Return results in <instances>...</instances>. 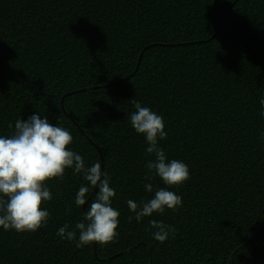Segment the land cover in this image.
<instances>
[{"label":"trees","instance_id":"obj_1","mask_svg":"<svg viewBox=\"0 0 264 264\" xmlns=\"http://www.w3.org/2000/svg\"><path fill=\"white\" fill-rule=\"evenodd\" d=\"M262 98L264 0H0V135L38 114L71 133L86 166L100 150L120 212L115 242L95 252L58 237L96 194L78 207L87 182L66 169L46 184L45 226L0 228V264H264ZM132 99L163 117L158 144L189 169L181 186L145 179L155 156L130 124ZM161 187L182 205L137 222L127 201ZM153 219L174 238L154 240Z\"/></svg>","mask_w":264,"mask_h":264},{"label":"clouds","instance_id":"obj_2","mask_svg":"<svg viewBox=\"0 0 264 264\" xmlns=\"http://www.w3.org/2000/svg\"><path fill=\"white\" fill-rule=\"evenodd\" d=\"M131 103L135 111L129 116L130 124L137 134L145 137L146 153L155 156L145 164L148 173L145 179L158 176L166 186H181L190 179L189 169L180 160L169 161L159 146L158 141L167 137L163 117L135 99ZM260 105L264 108V98ZM8 127L11 129L13 125L10 123ZM72 143L73 137L67 129L49 123L47 117L42 119L38 114L27 120L18 118L11 135H0V228L24 233L36 232L45 226L50 212L43 205L53 199L46 184L50 180L63 179L65 170L71 168L75 174H82L87 182V186L79 188L75 204L79 207L88 203L87 194L93 189L96 194L83 219L74 226L64 224L56 235L74 243L76 248L93 242L100 245L115 242L119 235L120 212L112 206L116 193L110 186V178L102 172L100 162L86 166L84 158L70 149ZM144 187L148 193L154 190L151 183ZM181 205L182 197L163 187L156 189L154 196L146 201H127L137 222L154 213L163 214L166 209L175 211ZM68 211L70 209H66ZM128 219L131 221L133 216ZM146 230L160 243L170 235L174 238L177 231L174 226L154 219L149 221Z\"/></svg>","mask_w":264,"mask_h":264},{"label":"water","instance_id":"obj_3","mask_svg":"<svg viewBox=\"0 0 264 264\" xmlns=\"http://www.w3.org/2000/svg\"><path fill=\"white\" fill-rule=\"evenodd\" d=\"M142 54H143V50H142V51L140 52V54H139L138 61H137V64H136V67H135L134 71L132 72V74L136 72V70H137V68H138V66H139V62H140V59H141ZM62 100H63V97L61 98V105H62ZM99 155H100V157H101V169L103 170V159H102V156H101V152H100V150H99ZM94 190H95V189H94ZM91 196H92V194L89 195L88 199H89ZM88 199H87V201H88ZM86 204H87V202H86ZM86 204H85V205H82V209H83V211L85 210V206H86ZM93 244H94V252H95V244H96V243L93 242Z\"/></svg>","mask_w":264,"mask_h":264}]
</instances>
